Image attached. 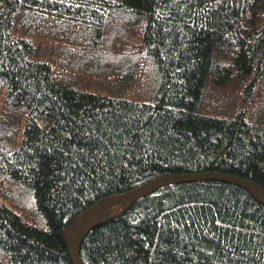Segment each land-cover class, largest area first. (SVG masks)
Here are the masks:
<instances>
[{
	"label": "trees",
	"instance_id": "obj_1",
	"mask_svg": "<svg viewBox=\"0 0 264 264\" xmlns=\"http://www.w3.org/2000/svg\"><path fill=\"white\" fill-rule=\"evenodd\" d=\"M203 171L264 185V0H0V264H73L91 205ZM88 219L81 264H264V195L235 181Z\"/></svg>",
	"mask_w": 264,
	"mask_h": 264
},
{
	"label": "water",
	"instance_id": "obj_2",
	"mask_svg": "<svg viewBox=\"0 0 264 264\" xmlns=\"http://www.w3.org/2000/svg\"><path fill=\"white\" fill-rule=\"evenodd\" d=\"M205 177H211V178H219V179H226V180H230V181H235L243 186H245L246 188L253 190V191H259L264 195V185L263 184H257L255 182H252L248 179H244L242 177H236L233 175H227V174H222V173H218L215 171H203V172H196V173H180V174H170V175H166V176H162V177H158L152 181H150L149 183H146L144 185H141L131 191H128L126 193H120V194H116L113 195L107 199H105L104 201H101L100 203L97 204H93L91 205L88 209H86L85 211H83L81 213L80 216L76 217L69 225V227L67 228L68 233H66L65 235V240H66V244H67V248H68V252L70 255V258L72 260L73 264H81L77 254L74 250V236H75V232L78 229L83 228L84 226H87L89 224H91V222H93L94 220L88 219V216L92 213H95L97 211H100L101 209L112 205L113 203L131 198V200L139 195H141L143 192H146L147 190L158 186V185H162L165 183H169V182H175L178 180H187V179H192V178H205Z\"/></svg>",
	"mask_w": 264,
	"mask_h": 264
},
{
	"label": "rangeland",
	"instance_id": "obj_3",
	"mask_svg": "<svg viewBox=\"0 0 264 264\" xmlns=\"http://www.w3.org/2000/svg\"><path fill=\"white\" fill-rule=\"evenodd\" d=\"M204 108H205V104L203 105L202 111L204 110Z\"/></svg>",
	"mask_w": 264,
	"mask_h": 264
}]
</instances>
